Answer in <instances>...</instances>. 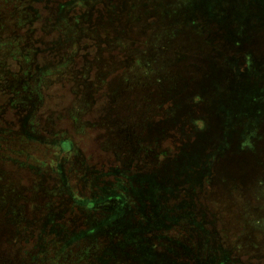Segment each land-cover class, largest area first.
Masks as SVG:
<instances>
[{
	"label": "rangeland",
	"instance_id": "rangeland-1",
	"mask_svg": "<svg viewBox=\"0 0 264 264\" xmlns=\"http://www.w3.org/2000/svg\"><path fill=\"white\" fill-rule=\"evenodd\" d=\"M0 264H264V0H0Z\"/></svg>",
	"mask_w": 264,
	"mask_h": 264
}]
</instances>
